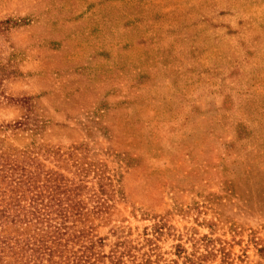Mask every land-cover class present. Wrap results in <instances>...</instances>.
<instances>
[{
	"label": "rangeland",
	"instance_id": "rangeland-1",
	"mask_svg": "<svg viewBox=\"0 0 264 264\" xmlns=\"http://www.w3.org/2000/svg\"><path fill=\"white\" fill-rule=\"evenodd\" d=\"M0 124L111 184L104 255L264 264V0H0Z\"/></svg>",
	"mask_w": 264,
	"mask_h": 264
},
{
	"label": "trees",
	"instance_id": "trees-1",
	"mask_svg": "<svg viewBox=\"0 0 264 264\" xmlns=\"http://www.w3.org/2000/svg\"><path fill=\"white\" fill-rule=\"evenodd\" d=\"M7 127L0 124V133ZM68 151L17 149L0 136V264H103L105 257L110 264H153L148 257L124 262L98 249L103 237L96 227L107 220L114 190L102 178L94 187L63 174L59 168H70L66 156L73 155ZM47 156L52 167L43 162Z\"/></svg>",
	"mask_w": 264,
	"mask_h": 264
}]
</instances>
